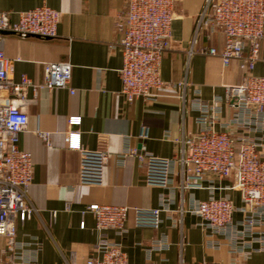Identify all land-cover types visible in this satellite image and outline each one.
<instances>
[{"label": "crops", "instance_id": "obj_1", "mask_svg": "<svg viewBox=\"0 0 264 264\" xmlns=\"http://www.w3.org/2000/svg\"><path fill=\"white\" fill-rule=\"evenodd\" d=\"M206 1L177 0L170 48L161 66L164 82L187 86L163 89L162 97L153 104L143 100L130 104L122 95L123 54L116 29L127 0H0V11L10 13L13 23L19 21L21 13L37 7L48 6L62 13L54 39H22L7 34L5 56L14 61L10 77L20 82L27 76L41 85L45 64L69 63L71 88L75 91L73 95L68 89L28 92L29 125L21 134L19 148L33 155L29 201L37 212L17 226L16 240L25 251V260L20 264H84L103 236L122 243L129 264L231 261L228 243L223 240L220 250L209 248L200 218L188 212L193 201L207 200L209 192L187 191L183 203L179 191L181 167L177 169L175 187L163 190L146 184V169L138 158L144 153L178 158L183 142L200 130L191 102L198 97L206 102L225 97L226 87L243 81L244 72L238 62L224 68L219 58L207 54L212 48L221 49L224 42L221 33L211 34L199 27ZM254 74L264 75L262 64L256 66ZM227 114L231 117L232 111L229 109ZM70 117H81V125L71 127ZM71 132L81 134L83 148L109 155L102 186L80 183V154L68 147ZM128 149L136 151V156L127 155ZM234 182V178L217 181L216 196L230 195L241 207L238 191L220 189ZM161 195L174 204L172 213L162 214L160 227H137L135 215L130 214L128 233L123 238L113 231L102 235L94 216L84 213L93 204L152 210L159 207ZM242 218L241 213L235 214L236 222ZM162 239L169 242L170 248L151 251L153 242ZM4 246L5 241L0 239V249ZM1 257L5 262L6 256ZM246 264H264V254L249 252Z\"/></svg>", "mask_w": 264, "mask_h": 264}, {"label": "built area", "instance_id": "obj_2", "mask_svg": "<svg viewBox=\"0 0 264 264\" xmlns=\"http://www.w3.org/2000/svg\"><path fill=\"white\" fill-rule=\"evenodd\" d=\"M176 2L127 0L125 11L117 18L123 54L122 95L130 104L138 100L153 104L162 97L163 89L187 86L166 83L161 76L163 58L170 48ZM61 20L62 13L48 6L21 13L17 23L11 21L10 13L0 11V239L5 241L0 249V264L24 262L25 251L16 240L17 226L37 212L29 201L33 155L19 148L21 134L29 125L28 92L46 88L75 93L69 63L45 64V81L41 85L27 76L20 82L14 81L9 74L14 61L5 56L7 34L22 39H54ZM199 27L211 34H222L223 47L212 48L207 54L219 58L224 68L238 62L244 72L243 81L226 87L225 97H215L210 102L198 97L191 102L200 130L183 142L178 158L164 159L150 153L138 158L146 169V184L163 190L175 187L177 169L181 167L179 191L183 203L187 191L209 192L207 200L193 201L188 212L200 218L208 247L220 250L224 240L232 259L229 263L199 264H246L249 252L264 254V75L254 74L259 63L264 68V0H207ZM229 109L231 117L227 114ZM68 123L71 127L80 126L82 118L70 117ZM67 141L69 149L80 154V183L102 186L109 155L83 148L79 132L69 133ZM136 153L132 149L127 151L129 156ZM233 178L232 185L220 189L228 193L238 191L241 207L235 205L230 195L216 196L217 181ZM171 201L161 195L159 207L152 210L93 204L84 213L94 216L96 229L102 235L113 231L123 238L128 233L126 222L130 214L135 215L137 227L158 229L162 214L173 212ZM184 211L182 207L181 213ZM236 213L242 214L241 221H235ZM242 239L247 240L241 244ZM169 248V242L162 239L153 242L151 251ZM1 255L6 256L5 262ZM84 264H129V260L121 242L103 236Z\"/></svg>", "mask_w": 264, "mask_h": 264}]
</instances>
